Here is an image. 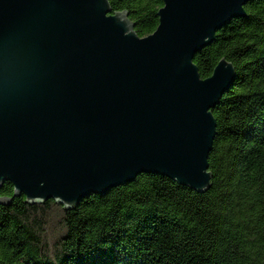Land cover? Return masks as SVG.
<instances>
[{
  "label": "water",
  "instance_id": "obj_1",
  "mask_svg": "<svg viewBox=\"0 0 264 264\" xmlns=\"http://www.w3.org/2000/svg\"><path fill=\"white\" fill-rule=\"evenodd\" d=\"M162 1L140 37L109 0H0V187L65 209L141 173L210 188L236 71L224 57L201 78L193 58L252 0Z\"/></svg>",
  "mask_w": 264,
  "mask_h": 264
},
{
  "label": "trees",
  "instance_id": "obj_2",
  "mask_svg": "<svg viewBox=\"0 0 264 264\" xmlns=\"http://www.w3.org/2000/svg\"><path fill=\"white\" fill-rule=\"evenodd\" d=\"M140 36L162 0H109ZM194 54L201 78L219 59L236 80L211 112L215 137L204 192L152 173L80 200L27 204L9 182L0 196V264H264V0L244 6Z\"/></svg>",
  "mask_w": 264,
  "mask_h": 264
}]
</instances>
